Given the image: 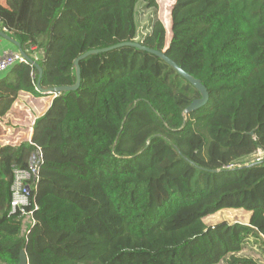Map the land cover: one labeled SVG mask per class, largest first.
<instances>
[{
	"label": "trees",
	"instance_id": "trees-1",
	"mask_svg": "<svg viewBox=\"0 0 264 264\" xmlns=\"http://www.w3.org/2000/svg\"><path fill=\"white\" fill-rule=\"evenodd\" d=\"M141 2L156 7L6 0L0 32L40 67L42 90L72 86L80 55L136 42ZM165 36L155 19L136 43L199 80L205 105L184 115L198 91L137 48L80 61L79 88L53 98L30 142L0 147V264L22 250L28 264H257L236 255L247 240L264 245V0H176L166 48ZM38 75L25 64L0 74V118L20 92L45 96ZM38 149L37 210L24 227L8 216L12 168ZM228 208L249 212L248 224H204Z\"/></svg>",
	"mask_w": 264,
	"mask_h": 264
},
{
	"label": "rangeland",
	"instance_id": "rangeland-1",
	"mask_svg": "<svg viewBox=\"0 0 264 264\" xmlns=\"http://www.w3.org/2000/svg\"><path fill=\"white\" fill-rule=\"evenodd\" d=\"M156 7L148 8L145 3H138L135 8V23L137 28L136 42H139L148 32L151 22L158 19L165 28V48L168 47L171 40V10L176 0H154ZM17 49V48H16ZM50 97L54 98L53 95ZM34 113V116L30 114L32 122L37 118V115L43 113L45 104L39 105ZM24 112V110L22 111ZM19 112V113H22ZM19 113H11L4 115L0 118V147L10 145L18 146L21 143L29 142L27 129L24 125L20 124ZM29 119V117H28ZM18 121V122H17ZM31 123L28 125L31 127ZM32 128V127H31ZM22 134V135H21ZM263 158L262 152L252 155L247 161H258ZM250 213L243 209H221L212 215H208L203 218V222L206 226L212 227L217 224L226 222L228 224H242L247 225L249 222ZM31 222L30 217H25L23 226L29 225ZM239 258H247L254 260L257 264H264V245L260 241L254 239L247 240L242 250L236 255ZM218 264H228V261L223 260Z\"/></svg>",
	"mask_w": 264,
	"mask_h": 264
},
{
	"label": "built area",
	"instance_id": "built-area-1",
	"mask_svg": "<svg viewBox=\"0 0 264 264\" xmlns=\"http://www.w3.org/2000/svg\"><path fill=\"white\" fill-rule=\"evenodd\" d=\"M38 56H35L37 59ZM16 64H25L33 67L19 52H3L0 55V74L6 72ZM34 77V74L31 73ZM34 122L31 123V127ZM30 142V140H29ZM42 162L41 151L37 150V158L34 157L27 169H20L16 166L12 168L13 179L10 185V201L8 216L18 215V217H30L31 224L33 212L37 210V205L32 201V195L36 189L38 180L39 164ZM33 206L32 209H28Z\"/></svg>",
	"mask_w": 264,
	"mask_h": 264
},
{
	"label": "water",
	"instance_id": "water-1",
	"mask_svg": "<svg viewBox=\"0 0 264 264\" xmlns=\"http://www.w3.org/2000/svg\"><path fill=\"white\" fill-rule=\"evenodd\" d=\"M0 37L3 38L4 40L10 42L11 44H13L17 49L18 52L26 59V61L31 64L37 71H38V80L36 83V89L38 91H41L43 95H48L51 96L53 95L54 97L57 94L63 93V92H69V91H75L79 88L80 85V68H79V62L86 59L87 57L91 56V55H96L99 53H105L108 52L110 50H115V49H119L121 47H133V48H137L141 51H145L148 52L156 57H158L159 59H161L162 61H164L168 66H170L179 76H181L183 79H185L189 84H191L199 93L200 98L194 100L188 107L187 109L184 111V115H186L187 113L196 110L200 107H202L203 105H205V103L207 102L208 99V93L207 90L205 89V87L200 83L199 80L194 79L193 77H191L189 74H187L181 67H179L175 62H173L172 60H170L169 58H167L165 56L164 52H159L156 50H152L149 49L147 47L142 46L139 43L136 42H125V43H120L117 45H114L112 47L109 48H105V49H100V50H91L88 51L82 55H80L77 59L74 60V67H75V74H76V82L74 85L72 86H63V87H54V88H50L47 90H42L40 88V78H41V69L40 67L33 61L31 60L29 57L26 56V54L20 49L19 47V43H17L16 41L12 40L10 37H8L7 35H5L4 33L0 32ZM18 264H28V260H27V256L24 250H22L19 253V261Z\"/></svg>",
	"mask_w": 264,
	"mask_h": 264
},
{
	"label": "crops",
	"instance_id": "crops-1",
	"mask_svg": "<svg viewBox=\"0 0 264 264\" xmlns=\"http://www.w3.org/2000/svg\"><path fill=\"white\" fill-rule=\"evenodd\" d=\"M0 5L5 7L6 6V0H0ZM3 52H10V53H14V52H18V49H16V47L11 44L10 42L4 40L3 38L0 37V55ZM53 98L46 95L43 97H34L32 95H30L29 93L26 92H20L16 101L12 104L11 108L9 109V111L5 114H10L11 113H16L17 114L19 112H22L24 110V112L19 113L20 117V124L24 125L25 128L27 129V134H28V139L30 140L31 135H32V128L29 127L28 123L32 121V118L30 117L31 115H28V112L31 113L34 116L35 111L37 108H40L39 105L41 104H45V108L43 109V113L50 107L51 103H52ZM40 114V116L42 115ZM29 117V119H28ZM39 117V115H37V118ZM18 122V121H17ZM22 135V134H21Z\"/></svg>",
	"mask_w": 264,
	"mask_h": 264
}]
</instances>
